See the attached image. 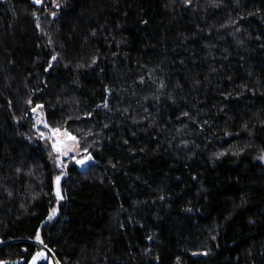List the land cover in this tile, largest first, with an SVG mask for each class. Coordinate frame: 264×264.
<instances>
[{
    "label": "trees",
    "instance_id": "trees-1",
    "mask_svg": "<svg viewBox=\"0 0 264 264\" xmlns=\"http://www.w3.org/2000/svg\"><path fill=\"white\" fill-rule=\"evenodd\" d=\"M217 2L0 0V261L264 264V0ZM29 98L93 156L59 203Z\"/></svg>",
    "mask_w": 264,
    "mask_h": 264
},
{
    "label": "snow or ice",
    "instance_id": "snow-or-ice-1",
    "mask_svg": "<svg viewBox=\"0 0 264 264\" xmlns=\"http://www.w3.org/2000/svg\"><path fill=\"white\" fill-rule=\"evenodd\" d=\"M31 2L32 4L39 5V6H43L44 4V0H31ZM53 3L56 8H60L61 5L59 3V0H53ZM183 3L187 7H191L192 0H183ZM211 6L219 7L220 3H218L217 0H212ZM33 15L35 16V13H33ZM51 15L53 18H55L56 12H52ZM36 20H37L36 27L39 28L40 24H39L38 16L36 17ZM144 23H147V21H144ZM92 35H95V33L93 32ZM56 59H57L56 55H53L51 57V61H56ZM96 62H97V59L93 58L92 64H95ZM51 66L52 64L50 62L48 67L51 68ZM140 83H144L143 79H141ZM165 87L166 85L163 82H161L158 85V91L163 90ZM108 91L109 90L106 89V92ZM154 98L158 99L159 97L157 96ZM169 99L172 100L173 104L176 103L175 99H173L171 96L169 97ZM8 103L9 105H11V101H8ZM25 103L31 106V111L36 114V119H35V123L33 124V127L38 132V138L51 142V148H52V151L55 153V156H53L52 153H49V156L53 160V163L56 165V167L61 169V173L58 175H55L54 177V196L56 198L57 203H59V201L64 199V196L62 195V191H61V180H62L63 175L66 174L63 171V169L66 168L67 166L64 163L62 158L65 156H68L72 152H79L80 141L77 139L76 136L72 135L70 131H68L66 128H63V126H55V127L50 126L44 118V113H43L44 105L43 104L36 103L33 106L34 102L31 98L27 99ZM97 107H103L105 109H108L109 106H108L107 100H105V102L102 105H98ZM88 115L90 118L91 113H89ZM189 115L190 114L187 111L183 112L184 117H189ZM18 122L19 121H17V123ZM205 123H207V121H205ZM41 126L43 129H47V134L41 130ZM104 127H108V125L105 124ZM124 142L127 143L126 140ZM220 155H223V153H221ZM217 158H219V156ZM258 159L264 161V156H261ZM91 160H93V156L90 153H88L87 148H85L83 150L82 158L77 159L76 163L83 167L87 161H91ZM113 167H115V165H113ZM20 171L21 169L18 168L17 173H19ZM27 174L31 175L32 173L29 172ZM8 195L11 196L12 193L9 192ZM160 199H164V197L162 196L160 197ZM187 211H191V209H188ZM56 214H57V208L54 207L51 209L50 214L47 217V220L51 221ZM34 239L37 244L42 246V248L41 250L36 251L34 255H32L30 264H39V262L42 260L49 261V264H53L52 260L50 259L48 255V253L52 252V249L48 248V245L45 244L44 240L41 238L39 229L36 231ZM149 239H151V237H149ZM0 243H2V241H0ZM203 254L207 255L208 253L205 252ZM193 255H199V254L193 253ZM0 264H8V262L0 261ZM55 264H59V261H55Z\"/></svg>",
    "mask_w": 264,
    "mask_h": 264
},
{
    "label": "rangeland",
    "instance_id": "rangeland-1",
    "mask_svg": "<svg viewBox=\"0 0 264 264\" xmlns=\"http://www.w3.org/2000/svg\"><path fill=\"white\" fill-rule=\"evenodd\" d=\"M43 113H44V110H43ZM32 116H33V122L35 123L36 114L32 112ZM44 118H45V114H44ZM45 120H46V118H45ZM41 130L44 131L47 134V129H43L42 126H41ZM31 142L32 143L38 142V143H41L44 146V148L47 151L49 159L51 160L52 164L54 165V168L56 169L57 173L60 174L61 173V169L56 167V165L53 163V160L49 156V153H52V155L55 156V153L52 151V148H51V142L39 139L38 138V132L36 131V129L34 127H33V133H32ZM262 156H264V154ZM81 158H82V154H81V151L79 149V152H72L68 156L63 157L62 159H63L64 163L67 166H68L69 162H74L75 165L78 167V169L85 170L90 164H92V160L91 161H87L85 163V165L82 167L81 165L76 163V160L77 159H81ZM262 162L264 163V161H262ZM67 166H66V168L63 169L64 172H66ZM64 176L65 175H63L62 179L64 178ZM61 182H62V180H61ZM41 248L39 250H41ZM48 255H49V253H48ZM49 257L52 260L53 264H55V260L53 259V257H51L50 255H49ZM30 261H31V259L29 260L28 264H30ZM13 264H24V261L13 263ZM39 264H49V261H43L42 260V261L39 262Z\"/></svg>",
    "mask_w": 264,
    "mask_h": 264
}]
</instances>
